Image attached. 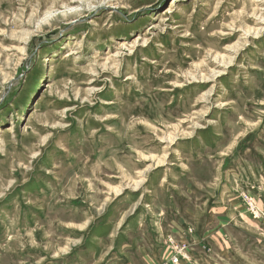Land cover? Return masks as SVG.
<instances>
[{
    "label": "rangeland",
    "instance_id": "obj_1",
    "mask_svg": "<svg viewBox=\"0 0 264 264\" xmlns=\"http://www.w3.org/2000/svg\"><path fill=\"white\" fill-rule=\"evenodd\" d=\"M161 210L151 264H264V0H0V264Z\"/></svg>",
    "mask_w": 264,
    "mask_h": 264
},
{
    "label": "crops",
    "instance_id": "obj_2",
    "mask_svg": "<svg viewBox=\"0 0 264 264\" xmlns=\"http://www.w3.org/2000/svg\"><path fill=\"white\" fill-rule=\"evenodd\" d=\"M240 165L236 167L238 173L241 174V170L243 168L248 170L250 175L253 174L252 170L254 166L252 160L246 162V166L248 168ZM228 198H231L232 200V196H228ZM163 213L164 211L161 210L156 214L157 216L155 217V226L157 229L152 226L149 219L150 215H148V213L130 214L128 217H126L127 220L124 219L119 224V226L123 225L122 231L116 237V240H114V238L111 240L110 243L112 246L106 253L104 260L98 261L97 258L93 256L89 264H134L136 259H138L141 264H151L156 262L155 257L158 255H163L162 259H168L170 256L168 253L161 254L163 250L161 239L164 236L163 230L165 229L166 231H171V225H166L164 218L161 216ZM218 218L223 224L225 221L224 218L230 217H221V215H218ZM168 228H170V230ZM108 233L107 236H100V240L103 238L101 240L103 241L105 238H107ZM112 237L113 236H110L109 238ZM97 256H99V254Z\"/></svg>",
    "mask_w": 264,
    "mask_h": 264
},
{
    "label": "built area",
    "instance_id": "obj_3",
    "mask_svg": "<svg viewBox=\"0 0 264 264\" xmlns=\"http://www.w3.org/2000/svg\"><path fill=\"white\" fill-rule=\"evenodd\" d=\"M172 262H173V264H178L179 263V258H173Z\"/></svg>",
    "mask_w": 264,
    "mask_h": 264
},
{
    "label": "bare ground",
    "instance_id": "obj_4",
    "mask_svg": "<svg viewBox=\"0 0 264 264\" xmlns=\"http://www.w3.org/2000/svg\"><path fill=\"white\" fill-rule=\"evenodd\" d=\"M126 46V44H120V48Z\"/></svg>",
    "mask_w": 264,
    "mask_h": 264
}]
</instances>
